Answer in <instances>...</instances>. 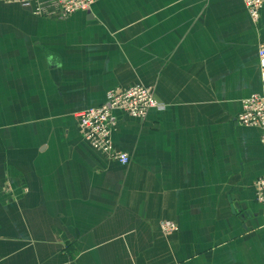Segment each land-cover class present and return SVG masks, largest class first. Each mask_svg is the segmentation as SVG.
<instances>
[{
	"label": "crops",
	"instance_id": "crops-1",
	"mask_svg": "<svg viewBox=\"0 0 264 264\" xmlns=\"http://www.w3.org/2000/svg\"><path fill=\"white\" fill-rule=\"evenodd\" d=\"M41 17L0 0V264H264L262 90L242 0H97ZM143 84L165 111L116 112L123 166L76 115ZM179 231L165 235L163 222Z\"/></svg>",
	"mask_w": 264,
	"mask_h": 264
},
{
	"label": "built area",
	"instance_id": "built-area-1",
	"mask_svg": "<svg viewBox=\"0 0 264 264\" xmlns=\"http://www.w3.org/2000/svg\"><path fill=\"white\" fill-rule=\"evenodd\" d=\"M6 4H16L32 11L41 17L58 19L68 18L76 13H90L97 0H1ZM253 21L258 23L264 14V0H242ZM260 60V77L262 90L259 94L250 96L243 102L242 113L238 116V125L245 128H255L261 132V143L264 146V42L260 44L258 54ZM166 105L155 98L154 90L143 84L130 89L117 88L108 92L106 103L100 107L91 108L76 115L82 138L94 150L107 159L123 166L130 164V157L116 149L112 135L117 127L114 114L121 112L131 118L145 120L152 110L165 111ZM256 200L262 206L264 220V178L256 182ZM165 235L178 232L177 224L166 221L161 224Z\"/></svg>",
	"mask_w": 264,
	"mask_h": 264
},
{
	"label": "rangeland",
	"instance_id": "rangeland-1",
	"mask_svg": "<svg viewBox=\"0 0 264 264\" xmlns=\"http://www.w3.org/2000/svg\"><path fill=\"white\" fill-rule=\"evenodd\" d=\"M179 229V228H178ZM179 231V230H178Z\"/></svg>",
	"mask_w": 264,
	"mask_h": 264
}]
</instances>
